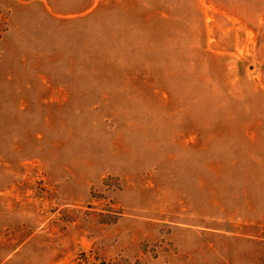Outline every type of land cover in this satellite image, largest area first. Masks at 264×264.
Masks as SVG:
<instances>
[{"label": "rangeland", "instance_id": "374dc122", "mask_svg": "<svg viewBox=\"0 0 264 264\" xmlns=\"http://www.w3.org/2000/svg\"><path fill=\"white\" fill-rule=\"evenodd\" d=\"M110 1L0 0V264H264V0Z\"/></svg>", "mask_w": 264, "mask_h": 264}, {"label": "trees", "instance_id": "16d2710c", "mask_svg": "<svg viewBox=\"0 0 264 264\" xmlns=\"http://www.w3.org/2000/svg\"><path fill=\"white\" fill-rule=\"evenodd\" d=\"M115 3H119L118 5V9H120V7H122L121 9H130L131 5H137V0H112L110 2H105L100 4L98 7L94 8L91 12H89L88 14H86V16L81 17L80 20H84L87 21L91 27H95L97 25H99L100 23H107L108 25H112L113 27L116 26L115 21H113L114 23H112L111 21L110 24L109 22H106L105 18L111 14L116 15L117 18H120V12L118 9L114 8V9H110V5L115 4ZM94 5V2H90L88 5H86L85 7H83L82 11H86L90 8H92ZM114 11V13H113ZM108 34L103 31V30H99L97 31V33L95 34L96 39H104L105 37H107ZM123 35H119L118 40L121 41V39H123Z\"/></svg>", "mask_w": 264, "mask_h": 264}]
</instances>
